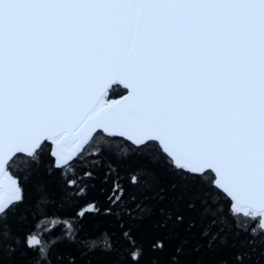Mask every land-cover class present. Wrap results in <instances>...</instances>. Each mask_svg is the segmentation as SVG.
<instances>
[{"label": "snow or ice", "instance_id": "6c2138e0", "mask_svg": "<svg viewBox=\"0 0 264 264\" xmlns=\"http://www.w3.org/2000/svg\"><path fill=\"white\" fill-rule=\"evenodd\" d=\"M114 85L126 94L111 98ZM86 154L142 157L131 183L161 201L158 170L178 178L158 210L153 251L196 227L186 212L199 203L222 227L203 229L194 252L228 250L218 264H251L259 245L264 257V0H0V264L21 249L37 253L31 264H53L57 241L41 225L20 235L10 221L27 220L30 187L42 193L33 215L46 211L45 184L30 183L40 169L60 172L70 204L78 180L68 174ZM115 192L119 183L113 204ZM187 243L168 264H189ZM132 255L138 264L143 248ZM57 262L77 264L71 254Z\"/></svg>", "mask_w": 264, "mask_h": 264}, {"label": "trees", "instance_id": "16d2710c", "mask_svg": "<svg viewBox=\"0 0 264 264\" xmlns=\"http://www.w3.org/2000/svg\"><path fill=\"white\" fill-rule=\"evenodd\" d=\"M113 88L115 91L110 92L111 98H117L125 93L121 86ZM145 163L142 157L135 155L121 159L115 155L99 157L86 154L81 166L76 168L77 175L68 174L69 179L78 180V187L69 189L76 193L70 204L60 199L61 194L58 190L60 172L50 175L46 170L40 169L30 183H44L50 203L45 212L34 216L36 201L42 193L37 192L35 187H30L29 200L20 209L21 212L27 214L28 218L24 223L10 221L13 231L23 235L27 231H36V226L41 225L40 230L45 233V239L57 241L51 254L53 264H58L59 254L65 256L71 254L77 264H137L132 254L141 247L143 255L140 256L138 264H153L154 260L158 261V264H168L169 258L175 254L176 246L184 239L188 240L185 245V259L189 264H194L198 260L203 261L204 264H218L220 259L230 258L228 250L216 253L205 247L199 253L193 251L198 243L206 244V240L200 237L203 229L210 228L212 232H217L222 227L219 223L213 225L211 216L204 218L200 216L199 203L196 210L186 212V219L194 220L196 227L190 232L182 233L179 238L171 242L165 251L152 250L151 242L155 231L153 225L159 219L158 210L168 205V196L173 191L171 185L178 183V178L158 170L159 186L167 190L160 193L165 196V199L158 200L154 190L141 191L131 183V176L135 170ZM86 173H91V176H87ZM114 183H119L123 189L122 194L115 192V195H122L121 202L116 204L109 199L110 197L114 199ZM79 189H83L84 194H81ZM91 204H95L99 211L86 213L81 218L78 213ZM138 204L141 207L146 205L153 207L152 215L142 213L137 208ZM108 209H111V213ZM53 221L56 223H51ZM65 222L72 224L74 239L69 238ZM235 231L236 229L233 228L232 232L227 233L230 243L233 242ZM126 232L128 236L124 235ZM246 238H248L247 234L241 233L239 238L235 239V243L239 247L240 242ZM105 240L111 244L110 249L105 247ZM132 241H135V244ZM246 247L251 252L253 245L249 244ZM256 248L257 250L252 252L251 264H256L257 258L260 259V264H264V257L260 256L259 245ZM24 253L25 250L21 249L11 258L5 255L2 264H31L32 259L37 255L31 250H28L27 254Z\"/></svg>", "mask_w": 264, "mask_h": 264}, {"label": "water", "instance_id": "95a60500", "mask_svg": "<svg viewBox=\"0 0 264 264\" xmlns=\"http://www.w3.org/2000/svg\"><path fill=\"white\" fill-rule=\"evenodd\" d=\"M114 86H116V85H114ZM113 86V87H114ZM122 88H123V86L122 85H120ZM124 94H126V93H124ZM124 94H122V95H124ZM120 97V96H119ZM119 97H117V98H113V99H119Z\"/></svg>", "mask_w": 264, "mask_h": 264}, {"label": "rangeland", "instance_id": "374dc122", "mask_svg": "<svg viewBox=\"0 0 264 264\" xmlns=\"http://www.w3.org/2000/svg\"><path fill=\"white\" fill-rule=\"evenodd\" d=\"M51 223H53V222H51ZM69 223V222H68ZM45 225V224H44ZM44 225H43V227H44ZM69 231V230H68Z\"/></svg>", "mask_w": 264, "mask_h": 264}]
</instances>
